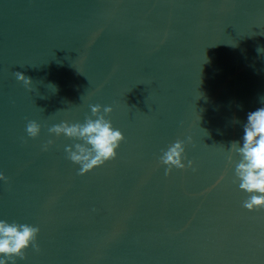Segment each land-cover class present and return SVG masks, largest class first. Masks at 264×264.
I'll return each mask as SVG.
<instances>
[{"label":"water","instance_id":"obj_1","mask_svg":"<svg viewBox=\"0 0 264 264\" xmlns=\"http://www.w3.org/2000/svg\"><path fill=\"white\" fill-rule=\"evenodd\" d=\"M93 104L124 140L80 175L48 129ZM262 106L264 0H0V219L39 228L15 264H264L230 149Z\"/></svg>","mask_w":264,"mask_h":264},{"label":"clouds","instance_id":"obj_2","mask_svg":"<svg viewBox=\"0 0 264 264\" xmlns=\"http://www.w3.org/2000/svg\"><path fill=\"white\" fill-rule=\"evenodd\" d=\"M15 76L23 81L26 87L31 85V78L22 72H15ZM89 107L91 116L86 117L83 123L61 122L48 129L49 133L57 136L63 134L80 141L65 147L67 158L80 165L78 172L80 175L115 159L116 149L124 140L122 132L113 128L111 120L106 118L107 114L112 112L110 106H104L102 111L100 104L89 105ZM26 132L29 137L35 138L40 132V125L30 120L26 125ZM50 144L52 140L43 145V150L46 151ZM183 145V140H177L169 145L167 150H161L162 155L159 160L167 166L166 175L173 167L180 169L185 167L182 163ZM230 149H235L240 156V162L235 166L239 188L250 194L244 201L243 207L248 210L264 208V106L247 113V120L243 125L242 146L240 141H232ZM188 165L191 166L192 161H188ZM0 180H7L3 173H0ZM38 232L37 226L15 221L9 223L0 219V264H6L7 261L15 264L16 257L24 259L25 250L29 246L39 251Z\"/></svg>","mask_w":264,"mask_h":264}]
</instances>
